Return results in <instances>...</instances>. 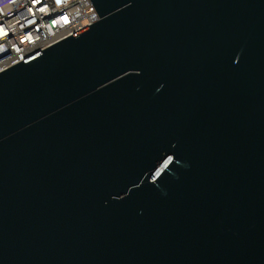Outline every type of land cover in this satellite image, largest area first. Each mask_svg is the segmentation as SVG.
<instances>
[{
  "label": "water",
  "instance_id": "1",
  "mask_svg": "<svg viewBox=\"0 0 264 264\" xmlns=\"http://www.w3.org/2000/svg\"><path fill=\"white\" fill-rule=\"evenodd\" d=\"M0 72V264H264V0H90Z\"/></svg>",
  "mask_w": 264,
  "mask_h": 264
},
{
  "label": "built area",
  "instance_id": "2",
  "mask_svg": "<svg viewBox=\"0 0 264 264\" xmlns=\"http://www.w3.org/2000/svg\"><path fill=\"white\" fill-rule=\"evenodd\" d=\"M97 19L90 0H0V72Z\"/></svg>",
  "mask_w": 264,
  "mask_h": 264
}]
</instances>
